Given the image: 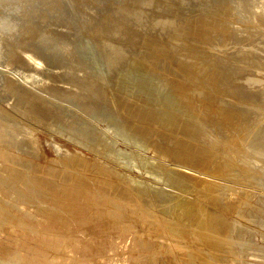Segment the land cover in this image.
I'll return each mask as SVG.
<instances>
[{"label": "rangeland", "instance_id": "374dc122", "mask_svg": "<svg viewBox=\"0 0 264 264\" xmlns=\"http://www.w3.org/2000/svg\"><path fill=\"white\" fill-rule=\"evenodd\" d=\"M127 1L126 0H0V125H4L5 126V123H4L5 119L3 120V117L5 115L6 121H8L10 126L7 127V128L4 127L3 135H4V137H5L4 139L6 141L4 143L7 144V146H6V149H8L7 153H9V156H10V158L12 160L13 166H15V164H16V160H14L15 158L16 159L20 158L22 160L29 159V158H33V159L35 158V160L37 162L43 164L45 155H47L48 158H53V157H56L58 154H66L69 151H75V152L80 153L81 155L89 157L90 156V153H89L90 150L88 149V145L86 146V143H85V142H87V140L82 138V139H78V141H77L78 137L74 133L78 132V133H82L84 135H87L86 136L87 138H88L89 133H90L89 138H91V137L92 138L91 139L88 138L89 140H88L87 144L91 145V144H95V143L97 144V143L101 142L102 144H106L107 143L106 145L108 146L109 149H112L113 147H114L113 150L114 149L115 150H119L120 149L119 151H121V153H122L121 154L122 158L119 159V162L124 167L127 165L126 169L128 170V172L123 170V168H121V169L119 168V170L121 172H123L124 174L126 173L127 177L133 176V177H130L131 179H133V178L138 179V181L143 185V187L148 189V191H149V188L151 186L160 187L161 183H164L163 176L165 174L164 170H166V169H164V167L162 165H160L159 161H156V160L154 161V159H152V157H154L153 156L154 153H151L150 151L147 152L142 147H139L136 144H132L131 138H130L132 134H130V132H128L127 126L125 125V123L122 120V118H118L117 117V115H116V114H118L117 110H115V108L111 104V101H109L107 98L104 101L98 100L97 101L98 103L95 101L96 98H93L94 100L92 99V101L90 102L91 105L95 102L94 104L97 105V108H99L97 110L98 111L97 113H99L100 118L97 119V120L93 119L94 120L93 121L91 117H89L88 115L86 116V114L84 112H82V110L80 108L76 107L75 104L71 103L70 100H67V102H68L67 103L66 99H64L63 97H62V99L61 98H57L56 99L53 96L55 98V99H53L52 96L49 97L48 94H45L43 92L44 96L47 95L45 98H47V97L51 98V101H50V99H48V100L51 103H53V104L51 105V104H49V101H47V104L50 105L49 107L52 106L51 109L52 110H57L56 112H58L60 115L62 113L64 114V115L63 114L61 115V117H63L61 119L62 121L61 120H57L59 118V116L57 117V115H59L57 113V115H56L57 118H54V119L51 120V124L54 126L53 128L52 127L43 126L44 129L45 130L47 129L46 131L49 132L47 134L45 133V131L43 129L37 130V128H35L34 126L31 127V125L28 124V122H27V124H25L23 122H20V120L17 119V115H19L18 114L19 113V106H21V105H19V106L14 105V104L10 105V103L13 100V98H12V96H11V94L9 92L5 93V88L7 89V86H6V78L7 77H6V75L7 76L9 75V76L13 77L15 80H17V82H19L20 79L21 80L24 79L22 81L27 83L28 85H31V84L34 85V83L36 84L38 82L40 83V80H42L41 81L42 83H40V84L43 85V84H46V83L48 84L47 80L49 81V79H50L49 76H51V74H52V76H54V75L56 76V78L60 82V85L61 84L63 85V86L61 85V87H58V86H60L59 83L57 85V87L60 88L61 91H64L66 89V91H68L70 93V95H75L76 92L78 91V89H77V86H75L76 84H74V81H75V83H76V81H83L84 78L86 79V76H87L86 80H92V77H93V74H94L95 76H98L99 78H101L104 82H107L106 83V87L108 89L109 98L112 97V93L113 92L114 93H119V91L121 90V87L123 88V86H125V85L129 86L130 87L129 89H132L133 91L136 92L137 89H140V88L143 87V86H140V88H139V85L143 83V84H145V87L143 88L142 91L145 92L144 95H146L147 101L150 100L149 104L152 102L151 104H153L155 107H158V109H156V110L157 111L159 110V112L155 111V116L158 118V122L162 123L161 126H163V124H166V126L164 127L165 129L170 128V125L172 123V120H171L172 119V115H171V112H170L171 111L170 109H171L172 105L174 106L175 103H177V102H181V103H185V104L187 102H189L190 106H192V107L199 104V105H201V107L198 106L199 108L197 110H195L196 112L199 113L200 119H198V122L203 124V126L206 125L205 129H206V131H208V133L211 132L210 133L211 137H215V139L219 140V143H218L219 145H218L217 149H221V151L223 152L222 156L224 158H226V160H227L226 162L228 163V165H230V164H232V165L229 166L230 167V171H228V172H224L220 168H215L217 170L215 175L218 177V179L211 178V177H205L206 179H208V181L211 182V186L213 188V191L216 192L218 190L217 193H215L216 195H213V199H212V197L210 198V196H208L209 197L208 199H206L205 197H202V198L201 197H199V198L198 197H196V198L194 197L193 198V200L199 201L200 205L202 206V207L200 206L202 208V211L203 210L204 211L208 210L209 213H211L210 216H207V219L210 218L211 220H219V223L223 224V229H222L223 233L224 234L227 233L225 235V239L226 240H225V242H223V241L220 242L221 243L220 245H218L219 244L218 243L217 246H215L216 249H215V247H213L214 252H213L212 249H210V250H212V251H210L209 248L202 247V245L193 246L194 248H196L195 250H197V248L198 249L200 248V249H199V251L198 250L194 251V248L193 249L191 248V250L194 251V252L191 253L192 254L191 257L192 256L193 257L190 258V259L195 261L196 264H229V262L232 259L233 260L235 259V260L234 261L232 260L230 262V264H235V262H236V264H238V263H240V264H242V263L243 264H264V144H263V142H264V137H263L264 136V110H261V109H264V102H263L264 100H262L264 98L263 97L264 96V90H263L264 87L262 85L264 83V81L262 80V79H264V74H263L264 73V58H263L264 55H262V54H264V48H263L264 47V36H262V35H264V30L262 32V29L261 30L259 29V28H262L261 25H263V27H264V7H262V6H264V3L261 2L263 0H251V1L250 0H246V1L245 0L244 1L243 0H230V1L229 0L225 1L224 0L223 2H222V0H215V2H212L214 0H209V1L208 0H176V1L175 0L171 1L170 0L171 2L168 1V0H166V1L165 0H160V1H158V0H134V1L133 0H127ZM218 1L220 3H218ZM228 1H229V3H227ZM143 2H144V4H143ZM159 2H161V4ZM221 3H223L222 6H224V8L221 6ZM224 3H226V4L224 5ZM170 4H171V6L173 8L170 7ZM210 4L211 5H213V4L216 5L217 4L216 6L217 7L219 6V8H217V9H218V11H221V13L217 12L216 7H214L215 5H213V7H214V9H213V7L210 6ZM228 4H231V5H228ZM233 4H235V5H233ZM165 5L167 7H169V8H166ZM228 6H229L230 9L232 7L233 10L232 9L229 10V8H227ZM234 6H235V8H233ZM253 6H254V8H253ZM160 7H162V8H160ZM210 7H212V8H210ZM257 7H259V8H257ZM164 8H165V10H164ZM170 8H171V10H169ZM167 9H168V11H167ZM173 9H174V11H173ZM179 9H180V11H178ZM212 9L214 10V14H213V11H211L212 13L210 12V10H212ZM215 9H216V11H215ZM225 9L227 10V12L225 11ZM85 10H86V12H85ZM181 10H184V11L181 12ZM199 10H201V11H199ZM245 10L247 11L248 14L247 13L245 14V12H244ZM176 11H178V13L181 12L183 15L180 14V13L178 14ZM186 11L187 12L190 11V14L189 13L187 14ZM253 11H255L257 14L256 13L254 14ZM258 11L261 12V13H259ZM173 12H175V13H173ZM183 12H185V13H183ZM215 12H217V13H215ZM223 12H225L224 15H223ZM229 12H231V13H229ZM251 12H253V13H251ZM176 13H177V15H176ZM208 13L210 14V16L213 15L212 16L213 18L210 17V16L208 17V15H209ZM227 13H228V15H226ZM164 14H166V15H164ZM191 14L193 15V18H192L193 20L191 18L189 19V17H188V16L192 17ZM195 14L199 15V17H202V20L204 19V21H202V22H203V24H205V23L207 24V25L205 24V27L209 26V28H207V30L209 32H211L213 30L212 33L215 34V35H213L212 33H210V34L213 35V38L215 37L214 38L215 40L213 39L214 43L211 40L212 36L209 33H207L208 31L206 32L207 35L205 34V37H203L205 40L201 39L200 42H199V40L196 41L197 39H195L192 36L191 32L194 30V26H196V23H195L196 21H194V20H195L196 17H198V16L195 17L194 16ZM220 14H222V15H220ZM132 15H134V16H132ZM170 15L172 17H170ZM216 15H218V17ZM253 15H255V16H253ZM260 16H261V19L259 18ZM244 17L245 18L247 17L249 20L247 18L245 20ZM249 17H252L254 19L251 20ZM187 18L190 21L187 20ZM210 18H212V19H210ZM218 18H220V19H218ZM225 18H227V20ZM257 18H259V19H257ZM213 19H215V21H216V19H218V21L215 22ZM136 20H137V23L135 22ZM219 20L222 21V22H219ZM127 21H129V22H127ZM186 21H189V22H186ZM207 21H209L210 23H208ZM225 21H227V22H225ZM235 21H236L237 24L239 23V21L240 22L242 21L243 23H239L240 27L241 26L242 27L245 26L244 28L246 29V26H247L248 32L250 31V33L254 34V31H252V30H255V35L251 34L253 36V38H252V36L248 37L250 35V33H248L247 30H244V28L240 29L239 24H238V26H236L237 24L235 23ZM244 21H247V22L249 21L251 24L249 22L247 23V22H244ZM105 22H106V25H105ZM133 22H134V24H133ZM151 22H153V23L151 24ZM191 22L193 23V25H192ZM252 22H254V24ZM258 22H260V24ZM99 23H101L100 26H99ZM111 23H113V24H111ZM186 23L187 24L191 23V24H188V25H192V26H188V25H186ZM217 23H218V26L220 27L219 30H218V26H216ZM228 23H230V24H228ZM255 23H258V24H255ZM178 24H179V26H178ZM212 24H213V28H212ZM234 24H236V25H234ZM241 24H243L244 26L241 25ZM252 24H253V26H252ZM104 26H105V28H104ZM143 26H145V27H143ZM224 26H226V28H223ZM126 27H128V28H126ZM177 27L181 28V30L179 28H177ZM185 27H186V30L184 29ZM189 27H190V29H189ZM236 27H238L240 30L238 28H236ZM98 28H100V29H98ZM101 28L103 29V31H102ZM106 28L109 30V32H104V31L107 30ZM222 28H223V31L221 30ZM233 28H234V30H232ZM251 28H252V30H251ZM254 28H256V29H254ZM113 30L115 32H113ZM148 30H149V32H148ZM230 30L233 31V32H231ZM241 30H243V31H241ZM257 30L258 31L260 30L262 33L259 31L261 33L260 34ZM125 31H127V33ZM145 31H146V34H145ZM128 32H130L131 35H134L133 33L135 32L136 36L135 35H134V37L130 36V39L132 37L133 38L130 40L129 37H128L127 41H126L125 38L130 35V33H128ZM152 32H154L155 36H154V34ZM222 32L223 33L225 32V34H223ZM228 32H231V34L228 33ZM241 32H243V33H241ZM93 33H94L95 37L92 36ZM108 33L110 35L114 34L113 36H111L112 38L110 37V35H108ZM189 33H191V34L189 35ZM221 33H222V35H221ZM218 34L221 35L223 37V39H220L222 37L218 36ZM104 35L105 36L107 35V37H105ZM119 35L124 36V37H121ZM141 35H142V37H141ZM156 35L159 36V37H156ZM228 35H229L230 38L228 37ZM232 35H235V36H232ZM147 36L157 39V41H159L163 46L165 45L164 47H166V49L168 50V54H169L168 60L159 59L158 62H157L158 66H157L156 70L155 69L150 70L147 66H146L147 67V69H146L145 65H147V64H145V65L141 64V58L139 60V57L142 54L141 53L142 50H141L140 47L144 44V43L142 44L143 38L147 37ZM188 36L189 37L191 36L190 39H189ZM206 36H208V37H206ZM224 36H226V38H224ZM236 36L239 37V38H236ZM140 37H141V39H138ZM123 38H124V40H122ZM134 38H136V39H134ZM241 38L243 40L244 39L245 40L243 41ZM254 38H258V40L256 39V41H255ZM184 39H185V41H184ZM217 39H219V41ZM236 39H238V41ZM110 40H111L112 43L110 42ZM186 40H188V41L191 40V42L189 41L190 42L189 43ZM216 40L218 42H221V43H216L217 42ZM225 40L226 41L228 40V41L226 42ZM240 40H242V41L239 42ZM130 41L133 42V43L130 44L131 43ZM137 41H139V42H137ZM194 41H196L195 42L196 44L194 43ZM126 42H127V44H126ZM138 43H141L142 45L138 44ZM199 43H200V45H199ZM212 43L214 45L215 44L216 45L213 46ZM225 43H227L228 45L225 44ZM231 43H232L233 46L231 45ZM245 43H247V44H245ZM254 43L255 44L258 43L257 44L258 47H257V45H254ZM118 44H119V46H118ZM238 44H239V46H238ZM30 45H31V47H30ZM188 45H189V48H188ZM204 45H206V46H204ZM209 45H211L213 48H210ZM241 45H242V47H241ZM26 46H27V48H26ZM126 47L127 48L129 47L128 48L129 50ZM195 47H198V48H195ZM202 47H204V48H202ZM225 47L227 49L231 47V49H228L230 52L227 49H225ZM260 47H261V49H259ZM17 48L18 49L21 48L22 50L21 49H19V50L21 52L22 51H24V52L21 53ZM28 48H29V50H28ZM201 48L203 49V51H202ZM206 48H208V49H206ZM235 48L238 51L235 50ZM245 48H246V50H245ZM26 49H27V52H25ZM233 49H234V55H233V53H231V50L233 51ZM208 50L210 52L209 54H213V52H216V51H218L219 53L221 52V53L220 54L219 53H217V54L215 53L213 55L206 56V54L208 55V52H207ZM211 50H212V52H211ZM221 50H224V52H223L224 54L222 53ZM252 50L254 52L255 51L256 52L254 53ZM16 51H19V53H17ZM28 51L31 52V53H29ZM139 51H140V53H139ZM197 51H199V52H197ZM242 51H246L247 55L243 54L245 52H242ZM192 52H194L196 54V56H198V57H196L195 54L192 53ZM239 52H240L239 56L242 54V56L240 58L237 55ZM249 52H250V55H249ZM28 53L31 54V56H33V58L31 59L32 62H28L27 63V61H28L27 60L26 62L24 61V62L11 64L12 62L15 61L12 58L13 55L14 56L16 55L18 57L21 55L20 57H23L24 59H27V55L26 54H28ZM132 53H134V54H132ZM226 53H229L230 55L232 54L231 56L232 57L235 56V57L232 58L231 56H229L227 54V56L230 57V59L225 58V57H227L225 55ZM257 53L259 55H257ZM35 55H37V56H35ZM119 55H120V57H119ZM214 55H216V56L214 57ZM217 55H220L222 57V59H220L221 57H219ZM224 55H225V57H223ZM248 55L250 57H247V59H246V56H248ZM170 56L171 57L173 56L174 58L172 59ZM199 56H201V57L199 58ZM211 56H213L216 59V63L213 64V68H212L211 65H212V63L215 62V59H213ZM38 57H39V59H37ZM137 57H138V59H137ZM206 57H207V59L209 61L207 59H205ZM237 57L239 59H237ZM34 58L36 60H38V61H36ZM197 58L199 60H197ZM224 58L227 59V61L231 60L229 62V65L228 64L225 65V63H228V62ZM252 58H254V59H252ZM204 59L206 60V62H204L205 61ZM210 59H211V61H210ZM217 59L218 60L220 59V61L222 60L221 63L222 62L223 63L221 64L220 61L219 62L217 61ZM223 59L226 62L223 61ZM240 59H242V60H240ZM250 59L252 61H250ZM232 60L233 61L235 60L234 63L232 62ZM243 60L245 62H246V60H248V61H247V63H245ZM260 60H263V61L261 62ZM167 61H168V63H164V62H167ZM236 61H238L240 63L236 64L237 63ZM251 62L252 63L255 62V63L252 64ZM178 63H180L179 65H183V66H185L187 68H190L189 70H191V71L192 70L196 71V73L198 75L200 73L201 76H202L201 77L202 80H205V78H207V75H209V73H211L212 71H216V69H217V71L219 69H221V71H225L226 67L229 69L230 68L229 66H232L229 69V72L232 71L233 75L231 74V72L230 73L227 72L228 69H226L227 71L225 72V74L223 72H220V70H219V72L221 74L223 73L222 75L224 77L222 79V81L224 80V82H222V83H224L223 84L224 86L226 84V87H228V88H226V87H224L223 85L220 84V88L223 89L224 91L222 92L220 90V92L218 94L214 93L213 97L215 98L214 104L216 105V107H218L219 109L221 107L224 110H228V111H231V112L236 114L235 118H234V122H235L234 123V128H232V129L227 128L221 122L222 120L220 118L216 117L217 116L216 111L212 112L209 109V107L204 104V102H205L204 100H206L208 96H212L211 95L212 92H211V90L208 89V87L205 88L206 85H204L203 83H199V81H196V79L188 78L189 80L188 79L186 80L187 81L186 82L187 83L186 86H188V87L181 88V89H183L182 92L175 91V83H173L174 81H173V78H172V74H173V77H174L175 73L173 71H171V70H169L171 75H168V74L166 75L164 73L167 72L168 69H176ZM188 63H189V65H188ZM243 63H245V64H243ZM159 64L161 65V67H159ZM169 64H171V65H169ZM214 65L215 66L216 65H220L221 67L216 66V68H215ZM247 65H249V66H247ZM190 66H192V67H190ZM208 66H209V68H208ZM233 66H234V68H233ZM235 66L236 67L239 66V67L236 68ZM241 66L244 68V70H241V69H243V68H241ZM255 66L257 68H255ZM248 67H250V68H248ZM210 68H211V70H210ZM239 68H241V69H239ZM245 68L246 69L248 68L249 71H247L248 69L246 70ZM121 69H122V71H121ZM206 69H208L210 72H206ZM82 70L83 71L86 70V72L84 71V73H83ZM203 70H205V71H203ZM245 70L247 71L246 73H245ZM80 71L83 74H86V75H83L84 78H81L82 75H81ZM150 71L152 73H150ZM252 71H254V72H252ZM4 72H5V74H4ZM75 72H77V73H75ZM235 72H236V74H238L237 76H235L236 75ZM247 73L250 76H248ZM152 74H154L155 76L152 75ZM157 74H158V76H156ZM228 74H231V75H228ZM146 75H148V76H146ZM261 75H262L263 78L261 77ZM122 76H123V79H122ZM228 76H229V78H228ZM231 76H234V78L231 77ZM254 76H256V77L254 78ZM109 77H111V79H109ZM151 77L154 78V79H158V80H154ZM226 77L228 78L227 80H226ZM257 77H258V79H257ZM43 78H45V81H44ZM46 78H47V80H46ZM78 78H79V80H78ZM133 78H135V79H133ZM241 78H243L244 80L247 79V78L248 79L245 80V82H244V80L241 79ZM159 79H163L165 81L159 80ZM167 79H169V80H167ZM231 79L232 80L235 79V80L229 81ZM26 80L27 81L30 80L29 83ZM191 80H192V82H191ZM238 80H240V81H238ZM22 81H20L18 84H21ZM155 81H156V83H155ZM157 81H158V83H157ZM161 82H163V83H161ZM235 82H236V84L242 82L241 85L244 84L243 86L247 85V86H245L247 92H245V87L243 88V86H242L240 88L238 86V84L235 86ZM117 83H119V84H117ZM170 83H171V85H170ZM107 84H109V85H107ZM150 84L152 85V87H151ZM184 84H185V82H184ZM200 84H202L203 86L200 85ZM227 84L230 85V86H227ZM250 85H251V88L249 87ZM260 85L262 87V90H260L261 89ZM194 86H195V88H194ZM222 86L224 88H222ZM256 86H259V87H256ZM110 87H112V88H110ZM116 87H117V89H116ZM230 87H233V88H230ZM118 88H120V89H118ZM146 88H148V90ZM155 88L157 89V91H156ZM189 88H190L191 91L189 90ZM238 88H240V89H238ZM249 88L250 89L253 88L250 91V93H249ZM193 89H195V90H193ZM233 89H235L237 92L236 91L233 92L234 91ZM241 89H243V90H241ZM257 89H258V91H257ZM115 90L116 91L118 90V92H116ZM192 90L195 93L192 92ZM229 90H230L231 96H230V94L228 95ZM255 90L257 92H259V93H257ZM70 91H72V92H70ZM238 91H240V92L244 91V93L243 92L242 93L244 95L246 93V96L242 95V93H239ZM68 92H66V93L68 94ZM137 92H139V91H137ZM149 92H150V94H149ZM169 92H170V94H169ZM232 92H233V94H232ZM251 92H252V95H251ZM153 93H154V95H153ZM167 93H168V95H167ZM183 93L185 95L187 94L186 95L187 98L185 97V95ZM260 93H261V95H260ZM149 95H151V96H149ZM226 95H228L227 97L229 99L226 98ZM236 95H240V96H236ZM248 95H251L252 97L249 96V98H248ZM173 96L174 97L176 96V97L174 98ZM199 96H201V97H199ZM260 96H262V97L259 98ZM235 97H237V99L239 97H241V98H243V100L240 98V99H238L239 101H237V99ZM176 98H177V100H176ZM111 99H113V97ZM63 100H65V101H63ZM174 100H175V102H174ZM259 100H262V101H260L261 104L259 103ZM155 101H157V102L155 103ZM58 102H60V103H58ZM158 102H159V104H158ZM162 103H164V104L162 105ZM242 103H243V105L246 104L245 105L246 107L245 106H240V105H242ZM105 104H107L108 106H106ZM236 104H237L238 108H237ZM104 107L105 108L107 107V109L104 110ZM257 107H258V109H257ZM109 108H110V110H109ZM259 108H261V109L259 110ZM59 109H61V110L59 111ZM235 109H236V111H235ZM238 109H239V112H238ZM244 109H245V111H244ZM66 110H68V111H66ZM100 110H102L103 112L100 111ZM187 111H190V110L187 109ZM165 112L167 113V116H166ZM252 112H254V113H252ZM247 114H249V116ZM250 114H251V116H250ZM67 115H69V116H67ZM19 116H20V118H24L22 115H19ZM66 116L69 117V118L66 119L67 118ZM253 116H255L254 118H256V117H258V118H256V120L254 121ZM249 118H250V121H249ZM104 119H106V120L103 121ZM201 119H202V121H201ZM246 119H248L249 122ZM252 119H253V121H252ZM65 120H70V123H69V121L65 122ZM165 120H166V122H165ZM52 121H53V123H52ZM71 121H73V122H71ZM62 122H64V123H62ZM67 122H68V124H65ZM72 123H74V124H72ZM75 123H77V124H75ZM240 123L242 125L243 124L244 125L242 126ZM245 123H248V124H245ZM55 125H56V127H55ZM245 125L246 126L249 125V126L246 127ZM207 126H209V129L207 128ZM224 127H225V130H224L225 132L223 131ZM249 127H250L251 130L247 129ZM49 128H51L50 131H49ZM73 128H75L76 130H74ZM86 128H91V130L90 129H86ZM220 128H221V130H220ZM52 129H53V131H52ZM55 129L56 130L58 129L59 132L56 131ZM78 129H82L83 131L81 130V132H80V130H78ZM84 129L87 130V132L89 131V133L85 132ZM99 130H100V132H99ZM60 131L62 132V135L60 134L61 133ZM250 131L251 132L253 131L252 134H251ZM63 132H65V133H63ZM231 132H233V133H231ZM235 132H236V135H234ZM55 133H57L56 136H54ZM237 133H239L240 136L237 135ZM73 134L76 135L75 136L76 138L74 137ZM82 134H81V137H82ZM246 134H247V136H246ZM65 135H66L67 139H66ZM84 135H83V137H84ZM233 135L235 136V139H234ZM47 136L51 137V138H47ZM52 136H54V137L52 138ZM99 136L101 138L102 137L103 138L101 139ZM251 136L253 137V139L251 138ZM35 137H36V139H35ZM245 137H246V139H245ZM105 138H108V139H105ZM239 138H240V140H239ZM256 138H258V139H256ZM72 139L73 140L75 139L74 143H72V141H73ZM171 139L174 141L173 138H171ZM226 139H227V141H226ZM100 140H102V141H100ZM103 140H105V141L103 142ZM205 140L208 141V137L207 136H205V137L203 136L202 137V139L200 141V144L205 145L206 144ZM241 140H242V142H240ZM257 140H261L260 143L262 145L259 144V141H257ZM237 141H239L240 143L237 142ZM247 142H248V144H247ZM79 144L82 145V146H80ZM242 145H243V147H242ZM256 145H258V146H256ZM230 146H231V148H230ZM236 146L239 148V150H238V148ZM246 146H248V147H246ZM55 147H57V149ZM222 149H224L225 151L222 150ZM41 151L44 152V154L41 153ZM232 160H233V162H232ZM235 162H236V166H235ZM169 168H170V170H172V168H175V167L174 166H170ZM160 169L163 170V171H160ZM177 169H180V168H177ZM251 169L254 172L251 171ZM240 171H242V172H240ZM243 171H245V172H243ZM209 172H212V170H209ZM149 173H151V174H149ZM188 173H190V172H188ZM246 173L248 174L247 176L245 175ZM155 174L157 175V178H156ZM195 175H197V174H195ZM232 176H234L235 178L232 177ZM242 178H243V180H242ZM250 178H252V179H250ZM236 180H238V181H236ZM151 181H153V182H151ZM241 182H243V183H241ZM253 183H254V185H253ZM155 184H158V185L155 186ZM223 185H225V187H223ZM229 185H230V187H229ZM226 186H227V188H226ZM235 186H236V188H235ZM218 188H220V189H218ZM223 188L226 189V190H224ZM241 191L243 192V194H242ZM238 193H241V194H238ZM236 194H238V195H236ZM229 195L233 196V197L230 198ZM243 195L245 197H243ZM219 196L221 197L222 200L220 199ZM187 197H189V196H187ZM230 199H233V200H230ZM203 200H205V201H203ZM208 200L209 201L215 200V201H213V204L212 203L209 204ZM229 200L231 202V205H230ZM225 202L227 203V205H226ZM232 204H236V205H232ZM257 204H259V205H257ZM223 205H225L226 207L223 206ZM232 206H234V207H232ZM232 208L233 209L237 208L235 210L236 212L234 210H232ZM0 209L3 210V209H7V208H0ZM212 209L214 211H211ZM223 210H224V212H222ZM216 211H218V212L216 213ZM238 211H240L241 213L238 212ZM7 213H12V214L15 215V212L10 210V209L7 210ZM212 214H213V216H212ZM232 214H234V215H232ZM253 214H254V216H253ZM237 215L239 216V218H238ZM217 216H218V218H217ZM223 217H225V218H223ZM219 218L221 219V221H220ZM243 218H244V220H243ZM246 220H248V221H246ZM13 222L15 223V221H13ZM227 222H229V223L227 224ZM231 222H232V224H231ZM101 223H102V228H101L100 232H101V235H102V234H105V231H103V225H106L109 222H105V224L103 222H101ZM229 225H231V226H229ZM89 226H90L89 228H92L94 225L90 224ZM254 229H256V231ZM82 230H84V233L86 232L85 229H82ZM229 230H231V231H229ZM244 230H246V232ZM240 231H241V233H243V232L244 233L241 235V233H239ZM95 234H97V232ZM231 234H232V236H230ZM73 235L78 238L79 235H81V234H80V232L75 233V231H74ZM88 236H90V235H88ZM93 237H94V234L91 235L89 238H93ZM231 237H232V239H231ZM238 239L243 241V242L239 241L240 243H238L237 242ZM81 240L82 239L79 238L77 243L78 242L81 243ZM250 240H251V242H249ZM232 243H234V244H232ZM219 246H221V248ZM225 246H227V247H225ZM229 247H232V248H229ZM233 247H234V249H233ZM224 248H225V250L227 249L230 252L234 251L235 254H234V252H232V253H229V255H228L229 251L228 252L225 251V253H223L224 250H222V249H224ZM201 250H202V252H201ZM220 250H222V251H220ZM198 252H199V254H201V256L198 255ZM216 252H219V253L221 252V253L220 254H218V253L216 254ZM212 253L213 254L215 253L214 255H216V256H214ZM237 253H238V257H237ZM239 253H240V255H239ZM210 255H212V256H210ZM221 255H223V256H221ZM227 255H228L229 258L232 256V259L229 260ZM241 255H243V256H241ZM202 256H203V258H202ZM176 258H177V260L174 259L175 261H179L180 260L179 261L180 264H186L185 260L180 259L182 257L177 256ZM204 258H207V260H204ZM220 258H222V259L220 260ZM73 259L74 258L69 259L68 257H66V264H68L69 260L73 261ZM185 259H188V258L185 257ZM237 260H238V262H237ZM13 264H23V263H20L19 261H17V262H14Z\"/></svg>", "mask_w": 264, "mask_h": 264}, {"label": "bare ground", "instance_id": "6f19581e", "mask_svg": "<svg viewBox=\"0 0 264 264\" xmlns=\"http://www.w3.org/2000/svg\"><path fill=\"white\" fill-rule=\"evenodd\" d=\"M158 1H160V0H158ZM168 1H170V0H168ZM223 1L224 0H222V2ZM229 1L227 3H229ZM263 1H261V2L264 3ZM212 2H215V0L212 1ZM159 3L161 4V2H159ZM218 3H220V2L218 1ZM143 4H144V2H143ZM222 4L223 3H221V6H222ZM225 4L226 3H224V5ZM213 5H215V4H213ZM213 5L210 4V6H212V7H213ZM216 5L214 7H216V9L219 8V6L217 7ZM228 5H231V4H228ZM233 5H235V4H233ZM165 7L169 8L166 5H165ZM170 7H172L171 4H170ZM212 7H210V8H212ZM214 7H213V9H214ZM222 7L224 8V6H222ZM262 7H264V6H262ZM160 8H162V7H160ZM227 8H229V6ZM233 8H235V6ZM253 8H254V6H253ZM257 8H259V7H257ZM213 9L210 10V12L213 11V14H214V10ZM216 9H215V11H216ZM231 9H232V7H231ZM231 9L229 8V10H231ZM164 10H165V8H164ZM169 10H171V8ZM167 11H168V9H167ZM173 11H174V9H173ZM178 11H180V9ZM178 11H176V12L178 13ZM182 11H184V10H181V12ZM199 11H201V10H199ZM225 11L227 12L226 9H225ZM85 12H86V10H85ZM181 12H179V13L182 14ZM217 12L221 13V11H218V9H217ZM217 12H215V13H217ZM244 12H245V14L247 13L246 10ZM253 12H254V14L256 13L255 11H253ZM253 12H251V13H253ZM173 13H175V12H173ZM177 13H176V15H177ZM183 13H185V12H183ZM188 13L190 14V11L187 12V14ZM224 13L225 12H223V15H224ZM229 13H231V12H229ZM259 13H261V12H259ZM164 15H166V14H164ZM218 15H216V16L218 17ZM220 15H222V14H220ZM226 15H228V13ZM132 16H134V15H132ZM194 16L195 17L198 16V17H196L195 20H194V21H196L195 22L196 26H194V30L191 33H192V36L195 39H197L196 41L199 40V42H200L201 39H204L203 37H205V34L206 35H207V33L210 34V33L213 32V30L211 31L209 29L211 31V32H209L207 30V28H209V26L205 27L206 23L203 24V22H202V21H204V19L202 20V17H199V15H197V14H195ZM209 16H210V14L208 15V17ZM212 16H210V17H212ZM253 16H255V15H253ZM170 17H172V16L170 15ZM188 17H189V19L190 18L192 19L193 15H192V17H190V16H188ZM212 18H210V19H212ZM246 18H245V20H246ZM249 18L251 20L254 19L252 17H249ZM259 18L261 19V16ZM259 18H257V19H259ZM189 19L187 18V20H189ZM218 19H220V18H218ZM218 19H216V21H215V19H213V20L215 22H217ZM225 19L227 20V18H225ZM189 21H186V22H189ZM127 22H129V21H127ZM135 22L137 23V20ZM207 22L210 23L209 21H207ZM219 22H222V21L219 20ZM225 22H227V21H225ZM244 22H247V21H244ZM152 23L153 22H151V24ZM191 23H188V24H191ZM218 23L216 24V26H218ZM235 23H236V21H235ZM239 23H243V22L239 21ZM252 23L254 24V22H252ZM258 23L260 24V22H258ZM258 23H255V24H258ZM100 24L101 23H99V26H100ZM111 24H113V23H111ZM133 24H134V22H133ZM188 24L186 23V25H188ZM228 24H230V23H228ZM236 24H234V25H236ZM238 24L236 26H238ZM253 24H252V26H253ZM105 25H106V22H105ZM192 25H193V23H192ZM192 25H188V26H192ZM241 25H243V24H241ZM178 26H179V24H178ZM261 26H262V28H259V29L260 30L262 29V32H263L264 27H263V25H261ZM143 27H145V26H143ZM239 27H240V24H239ZM244 27L241 26L240 29L244 28ZM104 28H105V26H104ZM126 28H128V27H126ZM177 28H179V27H177ZM212 28H213V24H212ZM219 28L220 27L218 26V30H219ZM223 28H226V26H224ZM223 28L221 29L222 31H223ZM236 28H238V27H236ZM98 29H100V28H98ZM179 29L181 30V28H179ZM184 29L186 30V27ZM189 29H190V27H189ZM254 29H256V28H254ZM149 30H148V32H149ZM232 30H234V28ZM244 30H247V32H248L247 26H246V29L244 28ZM251 30H252V28H251ZM102 31H103V29H102ZM127 31H125V32L127 33ZM241 31H243V30H241ZM252 31H254V34L250 33V31H249L248 33H250V35L248 34L249 35V36L247 35L248 37H251L252 36L251 34L255 35V30H252ZM104 32H109V30L107 29ZM113 32H115V31L113 30ZM135 32L133 33L134 35H135ZM231 32H233V31H231ZM231 32H228V33L231 34ZM128 33H130V32H128ZM152 33L154 34V32H152ZM191 33H189V35ZM222 33H221V35H222ZM241 33H243V32H241ZM145 34H146V31H145ZM212 34H210V35L212 36L211 40L213 41V39L215 38V37L213 38V35H215V34H213V35ZM223 34H225V32ZM108 35H110V34L108 33ZM113 35L114 34H111L110 37L113 36ZM134 35H131V33H130L129 36L126 35L127 36V37L125 36L126 37L125 38L126 41H127L128 37L130 39V36L134 37ZM157 35H156V37H159ZM221 35L218 34V36H221ZM92 36H94V33H93ZM119 36H121V35H119ZM154 36H155V34H154ZM208 36H206V37H208ZM232 36H235V35H232ZM262 36H264V35H262ZM105 37H107V35ZM121 37H124V36H121ZM141 37H142V35H141ZM141 37L138 38V39H141ZM190 37H189V39H190ZM228 37H229V35H228ZM224 38H226V36H224ZM236 38H239V37L236 36ZM252 38H253V36H252ZM134 39H136V38H134ZM220 39H223V37L220 38ZM254 39H255V41H256V39L258 40V38H254ZM122 40H124V38ZM217 40L219 41V39H217ZM236 40L238 41V39H236ZM242 40H240L239 42H241ZM139 41H137V42H139ZM184 41H185V39H184ZM186 41H188V40H186ZM189 41L191 42V40H189ZM196 41H194V43ZM218 41L216 43H221V42H218ZM110 42H111V40H110ZM132 43L133 42H131L130 44H132ZM213 43H214V41H213ZM126 44H127V42H126ZM138 44H141V43H138ZM142 44H141L142 46L140 47L141 50H142V52H141L142 54L141 55L139 54L140 55L139 60L141 58V64H144V65L147 64V65H145V67L147 66L150 70H153V69L156 70V68L158 66L157 62H158L159 59L168 60V58H169L168 57L169 56L168 50L166 49V47H164L165 45L163 46L159 41H157V39L147 36V37L143 38ZM225 44H227V43H225ZM245 44H247V43H245ZM257 44L254 43V45H257ZM189 45H188V48H189ZM199 45H200V43H199ZM211 45H209V47L213 48ZM215 45L213 44V46H215ZM231 45H232V43H231ZM118 46H119V44H118ZM204 46H206V45H204ZM238 46H239V44H238ZM30 47H31V45H30ZM226 47H225V49H227ZM241 47H242V45H241ZM257 47H258V45H257ZM26 48H27V46H26ZM195 48H198V47H195ZM202 48H204V47H202ZM236 48H235V50H237ZM19 49H21V48H19ZM206 49H208V48H206ZM228 49H231V47L228 48ZM259 49H261V47ZM28 50H29V48H28ZM245 50H246V48H245ZM19 51H16V52L19 53ZM202 51H203V49H202ZM221 51H222V53L224 52V50H221ZM22 52H24V51H22ZM25 52H27V49L25 50ZM197 52H199V51H197ZM207 52H208V55L206 54V56L213 55L215 53L216 54L219 53L218 51H216V52H213V54H209L210 53L209 50ZM211 52H212V50H211ZM242 52H245L243 54H246V51H242ZM29 53H31V52H29ZM29 53L26 54L27 55V59H24L23 57H20L22 54L19 57L16 56V55L15 56L13 55L12 58L15 61L12 62L11 64L24 62V61L26 62L27 60H28L27 63L28 62H32L31 59L33 58V56H31V54H29ZM139 53H140V51H139ZM192 53H194V52H192ZM231 53H233V55H234V49H233V51L231 50ZM132 54H134V53H132ZM227 54L229 56L232 55V54L230 55L229 53H226L225 55L227 56ZM239 54H240V52L237 55L239 56ZM225 55L223 57H225ZM249 55H250V52H249ZM249 55L246 56V59H247V57H250ZM257 55H259V54L257 53ZM262 55H264V54H262ZM35 56H37V55H35ZM195 56H196V54H195ZM215 56L216 55H214V57ZM217 56L221 57L220 55H217ZM241 56H242V54L239 56V58ZM119 57H120V55H119ZM196 57H198V56H196ZM200 57L201 56H199V58ZM211 57L213 59H215L213 56H211ZM234 57H232V58H234ZM171 58L173 59L174 57L172 56ZM225 58L230 59V57H228V56L225 57ZM239 58L237 57V59H239ZM37 59H39V57ZM137 59H138V57H137ZM205 59H207V57ZM220 59H222V57ZM220 59L219 60L217 59V61L219 62ZM224 59H223V61H225V60L227 61V59H225V60ZM252 59H254V58H252ZM197 60H199V59L197 58ZM240 60H242V59H240ZM36 61H38V60H36ZM210 61H211V59H210ZM221 61H220V63H221ZM230 61L228 60L227 61L228 63H225V65L226 64L229 65ZM234 61L232 60L233 63H234ZM247 61L248 60H246V62L245 61L244 62L247 63ZM250 61H252V60L250 59ZM260 61L262 62L263 60H260ZM204 62H206V60ZM236 62H237L236 64L240 63L238 61H236ZM164 63H168V61L164 62ZM215 63H216V59H215V62L212 63V65H211L212 68H213V64H215ZM245 63H243V64H245ZM253 63H255V62H253ZM179 64L180 63L177 64V68L176 69H168V71L164 73L166 75L167 74L171 75L169 70H171V71H173L175 73L174 77H173V74H172V78H173V81H174L173 83H175V91L182 92L183 89H181V88L188 87V86H186V84H187L186 80L188 78L196 79V81H199V83H203L204 85H206L205 88L208 87V89L211 90V92H212V94H211L212 96H208L207 99L204 100L205 101L204 104L206 106H208L209 109L212 112L216 111V114H217L216 117L220 118L222 120L221 122L227 128H230V129L234 128V123H235L234 122V118H235L236 114L231 112V111L224 110L221 107H220V109L218 107H216V105L214 104L215 98L213 97L214 93L218 94L220 92V90L222 92L224 91L223 89L220 88V84L221 85L224 84V83H222V82H224V80L222 81V79L224 78L222 74L223 73L225 74V72L227 71L226 69H228V68L226 67L225 71H221V69L218 68L220 70V72H223L222 74L219 72V70L217 71V69H216V71H212L211 73H209V75L206 74L207 78L204 77L205 80H202V78H201L202 76H201L200 73L198 75L196 73V71H194V70L191 71V70H189L190 68H187V67H185L183 65H179ZM169 65H171V64H169ZM188 65H189V63H188ZM192 66H190V67H192ZM216 66L221 67L220 65H216ZM216 66H215V68H216ZM247 66H249V65H247ZM147 67H146V69H147ZM159 67H161L160 64H159ZM229 67L231 68L232 66H229ZM238 67H236V68H238ZM208 68H209V66H208ZM233 68H234V66H233ZM241 68H243V67L241 66ZM241 68H239V69H241ZM248 68H250V67H248ZM255 68H257V67L255 66ZM229 69H228L227 72H229ZM210 70H211V68H210ZM241 70H244V68L241 69ZM246 70H245V73L247 71H249V69L247 71ZM84 71L86 72V70H84ZM84 71H83V73H84ZM121 71H122V69H121ZM203 71H205V70H203ZM206 72H210V71L208 69H206ZM230 72L232 74V71H230ZM252 72H254V71H252ZM75 73H77V72H75ZM83 73L81 72V75H82L81 78H84L83 75H86V74H83ZM150 73H152V72L150 71ZM4 74H5V72H4ZM231 74H228V75H231ZM235 74H236V72H235ZM152 75H154V74H152ZM237 75L238 74H236L235 76H237ZM247 75H248V73H247ZM54 76H52V74H51V76H49V78H50L49 81L46 78L48 84L46 83V84L42 85V84H40V83H42L41 82L42 80H40V83L38 82L36 84L34 83V85H32V84L28 85L27 83L22 81L24 79L21 80L19 78L20 81H22V82H21V84H18L20 81L17 82V80H15L13 77H11L9 75L8 76L6 75V77H7L6 78L7 89L5 88V93L9 92L11 94L12 98H13L12 102L10 103V105L14 104V105H17V106H19V105L22 106V107L19 106V113L18 114L22 115L24 118H20V116L17 115V119L20 120V122H23L25 124H27V122H28V124H30L31 127L34 126L35 128H37V130L43 129L45 131V133L47 134L49 132H47L46 131L47 129L45 130L43 126L52 127L53 128L54 126L51 124V120L54 119V118H57L58 116H59L60 119L58 118L57 120H61L63 118V117H61V115L63 113L60 115L58 112H56L57 110H52L51 109L52 106L49 107L50 106L49 104L52 105L53 103L50 102L51 98H48V97L45 98L47 95L44 96L43 92L45 94H48L49 97L50 96H52V97L54 96L56 99L57 98H61L62 99V97H63L64 99H66V102H67V100H70L71 103L75 104L76 107L80 108L82 110V112H84L86 114V116L88 115L89 117H91L92 120L93 119L97 120V119L100 118L99 113H97L98 112L97 110L99 108H97V105L94 104L95 102L94 103L92 102L93 103L92 105L90 103L92 101V99L96 98L95 101L97 102L98 100L104 101L107 98L109 101H111V104L115 108V110H117L118 114L115 113L117 115V117L118 118H122V120L124 121L125 125L127 126L128 132H130V134H132L131 137H130L132 144H136L137 146L142 147L147 152L150 151L151 153H154V155H153L154 157H152V159H154V161L155 160L159 161L160 165H162L164 167V169H166V170H164L165 174L163 176L164 183H161L162 187L161 186L160 187L156 186L159 183L155 184L156 187L151 186L149 188V191H148V189L143 187V185L138 181V179H135V178L131 179L130 177H133V176L127 177L126 173L124 174L123 172H121L119 170V168L120 169L123 168V170L128 172V170L126 169L127 165L124 167L119 162V159L122 158L121 157L122 153H121V151H119L120 149L119 150H115V149L113 150L114 147L112 149H109L108 146L106 145L107 143L106 144H102L101 142L97 143V144L96 143L95 144H91V145L87 144L88 140L91 139L92 137L89 138L90 133H89V131L87 132V130H85V129H84L85 132L89 133V136H88L89 139L86 137L87 135H84L82 133H78L77 132L78 130H80V132H81L82 129H78L76 131L77 133H74V134H76L77 137H78L77 141H78V139H82V138L87 140V142H85V143H86V146L88 145V149L90 150L89 151V153H90L89 157L81 155L80 153L75 152V151H69L66 154H58L56 157H53V158H48L47 155H45L43 164L37 162L35 160V158L34 159L33 158H29V159H25V160H22L20 158L19 159L15 158L14 160H16V164H15V166H13L12 160H11V158L9 156V153H7V151H8V149H6L7 144L4 143V142H6L5 139H4L5 137L3 135L4 127L7 128V127L10 126L8 121H6V117L4 115L3 120L5 119V122H4L5 126L4 125H0V208H7V209H3V210L0 209V264H13L14 262H17V261H19L20 263H23V264H66V257H68L69 259L74 258L73 261L69 260L68 264H180V262H179L180 260L179 261H175V260H177V258H176L177 256L182 257L180 259L185 260L186 264H196L195 261L190 259V258L193 257V256L191 257V255H192L191 253L194 252V251H197V250L199 251L200 248L199 249L197 248V250H195L196 248H194L193 246L202 245V247L209 248V250L210 249L213 250V247L217 246L218 243H219L218 245H220L221 244L220 242H222V241L225 242V240H226L225 239V235L227 233L226 234L223 233V230H222L223 229V224L219 223V220H211L210 218L207 219V216H210L211 213H209L208 210L207 211L206 210L202 211V208H201L202 206L200 205L199 201L193 200L194 197L195 198L196 197H198V198L199 197H201V198L205 197L206 199H208L209 198L208 196H210V198L212 197V199H213V195H216L215 193H217L218 190L217 191L215 190L216 192H214L213 188L211 186V182L208 181V179H206L205 177H211V178L218 179V177L215 175V173L217 171L215 168H220L222 171L228 172V171H230V167L229 166L232 165V164L228 165V163L226 162L227 161L226 158H224L222 156L223 152L221 151V149H217L218 145H219L218 144L219 140L215 139V137H211V135H210L211 132L208 133V131H206V129H205L206 125L203 126V124L198 122V119H200V117H199V113L196 112L195 110H197L199 108L198 106L201 107V105L198 104V105H195V106L192 107V106H190L189 102H187L186 104L185 103H181V102L175 103V105L174 106L172 105V107L170 109L171 110L170 112H171V115H172V119H171L172 123L170 125V128L165 129L164 127L166 126V124H163V126H161L162 123L158 122V118L155 116V111H157L156 109H158V107H155L153 104H151L152 102L149 104L150 100L147 101L146 95H144L145 92L142 91L143 88L145 87V84H143V83L142 84L139 83L140 84L139 88H140V86H143V87L140 88V89H137L136 92L133 91L132 89H129L130 88L129 86L125 85V86H123V88L121 87V90L119 91V93H114L113 92L112 93L113 99H111L112 97L109 98L108 89L106 87V83L107 82H104L101 78H99L98 76H95L94 74H93L92 80H86L87 79V76H86V79L84 78L83 81H76V83L74 81V84H76L75 86H77V89H78V91L76 90L78 93L76 92L75 95H70V93L68 91H66V89L64 91H61V89L58 88V87H61L62 84L60 85V82L58 81L56 76L55 77ZM146 76H148V75H146ZM156 76H158V74ZM248 76H250V75H248ZM231 77L234 78V76H231ZM255 77L256 76H254V78ZM261 77H262V75H261ZM228 78H229V76H228ZM228 78L226 77V80ZM43 79L45 81V78H43ZM109 79H111V77H109ZM122 79H123V76H122ZM133 79H135V78H133ZM152 79H154V78H152ZM163 79H159V80H163ZM241 79H243V78H241ZM247 79H245V80H247ZM257 79H258V77H257ZM78 80H79V78H78ZM154 80H158V79H154ZM167 80H169V79H167ZM233 80H235V79H233ZM233 80L231 79L229 81H233ZM245 80H244V82H245ZM262 80L264 81V79H262ZM29 81H27V82L29 83ZM163 81H165V80H163ZM238 81H240V80H238ZM184 82H185V84H184ZM191 82H192V80H191ZM242 82L241 83H237L240 88L244 85V84L241 85ZM58 83H59L60 86L57 87ZM155 83H156V81H155ZM157 83H158V81H157ZM161 83H163V82H161ZM117 84H119V83H117ZM237 84L235 82V86ZM107 85H109V84H107ZM170 85H171V83H170ZM200 85H202V84H200ZM251 85L249 86L250 88H251ZM262 85L264 87V83ZM223 86H222V88L226 87V84H225L224 87ZM227 86H230V85L227 84ZM245 86H247V85H245ZM245 86H243V88ZM117 87H116V89H117ZM151 87H152V85H151ZM256 87H259V86H256ZM260 87H261V85H260ZM110 88H112V87H110ZM194 88H195V86H194ZM226 88H228V87H226ZM230 88H233V87H230ZM240 88H238V89H240ZM250 88H249V93L253 89V88L252 89H250ZM118 89H120V88H118ZM146 89L148 90V88H146ZM157 89H156V91H157ZM189 90H190V88H189ZM193 90H195V89H193ZM193 90H192V92H194ZM233 90H234L233 92L236 91L235 89H233ZM241 90H243V89H241ZM260 90H262V87H261ZM137 91H139V92H137ZM257 91H258V89H257ZM66 92H68V94ZM70 92H72V91H70ZM116 92H118V90ZM233 92H232V94H233ZM238 92L239 93H242V92L244 93V91H242V92L238 91ZM245 92H247L246 91V87H245ZM243 93H242V95H244ZM257 93H259V92H257ZM149 94H150V92H149ZM169 94H170V92H169ZM229 94H230V90L228 92V95ZM153 95H154V93H153ZM167 95H168V93H167ZM186 95H185V97H186ZM228 95H226V98H228L227 97ZM251 95H252V92H251ZM251 95H248V98ZM260 95H261V93H260ZM149 96H151V95H149ZM230 96H231V94H230ZM236 96H240V95H236ZM244 96H246V93H245ZM54 97H53V99H55ZM199 97H201V96H199ZM241 97H239L238 99H240ZM261 97L262 96H260L259 98H261ZM235 98L237 99V97H235ZM48 99H50V101ZM238 99H237V101H239ZM241 99L243 100V98H241ZM176 100H177V98H176ZM262 100H264V98ZM262 100H259V103ZM47 101H49V104H47ZM63 101H65V100H63ZM156 102L157 101H155V103ZM174 102H175V100H174ZM58 103H60V102H58ZM158 104H159V102H158ZM163 104L164 103H162V105ZM105 105L108 106L107 104H105ZM245 105H243V103H242V105H240V106H245ZM236 106H237V104H236ZM237 108H238V106H237ZM106 109H107V107L106 108L104 107V110H106ZM187 109H189L190 111H187ZM257 109H258V107H257ZM260 109L261 108H259V110ZM60 110L61 109H59V111ZM109 110H110V108H109ZM261 110H264V109H261ZM66 111H68V110H66ZM100 111H102V110H100ZM235 111H236V109H235ZM244 111H245V109H244ZM157 112H159V110ZM238 112H239V109H238ZM57 113L59 115H57ZM252 113H254V112H252ZM56 115H57V117H56ZM247 115L249 116V114H247ZM67 116H69V115H67ZM166 116H167V113H166ZM250 116H251V114H250ZM254 117L255 116H253V119L255 121L256 118H258V117H256V118H254ZM68 118L69 117H67L66 119H68ZM253 119H252V121H253ZM105 120L106 119H104L103 121H105ZM246 120L248 121V119H246ZM53 121H52V123H53ZM66 121H69V123H70V120H65V122ZM201 121H202V119H201ZM249 121H250V118H249ZM71 122H73V121H71ZM165 122H166V120H165ZM62 123H64V122H62ZM65 124H68V122L65 123ZM72 124H74V123H72ZM75 124H77V123H75ZM245 124H248V123H245ZM247 126H249V125H247ZM55 127H56V125H55ZM207 128L209 129V126H207ZM50 129L51 128H49V131H50ZM58 129L57 130L55 129V130L58 131ZM73 129L76 130L75 128H73ZM86 129H90L91 130V128H86ZM247 129H250V127L247 128ZM220 130H221V128H220ZM224 130H225V127L223 128V131ZM52 131H53V129H52ZM99 132H100V130H99ZM252 132H251V134H252ZM57 133H55L54 136H56ZM63 133H65V132H63ZM231 133H233V132H231ZM60 134L62 135V132ZM81 134H82V137H81ZM247 134H246V136H247ZM76 135H74V137ZM83 135H84V137H83ZM234 135H236V132H235ZM237 135H239V133H237ZM54 136H52V138ZM203 136L204 137L205 136L208 137V141L205 140L206 141L205 145L200 144V141H201ZM65 137H66V135H65ZM47 138H51V137L47 136ZM171 138H173L174 141ZM251 138L253 139L252 136H251ZM35 139H36V137H35ZM66 139H67V137H66ZM105 139H108V138H105ZM234 139H235V136H234ZM245 139H246V137H245ZM256 139H258V138H256ZM74 140L72 141V143H74ZM239 140H240V138H239ZM100 141H102V140H100ZM104 141L105 140H103V142ZM226 141H227V139H226ZM257 141H259V144H261L260 143L261 140H257ZM237 142H239V141H237ZM240 142H242V140ZM247 144H248V142H247ZM263 144H264V142H263ZM80 146H82V145H80ZM256 146H258V145H256ZM242 147H243V145H242ZM246 147H248V146H246ZM55 148L57 149V147H55ZM230 148H231V146H230ZM222 150H224V149H222ZM238 150H239V148H238ZM41 153L44 154V152H42V151H41ZM232 162H233V160H232ZM170 166H174L175 168H172V170H170V168H169ZM235 166H236V162H235ZM177 168H180V169H177ZM209 170H212V172H209ZM160 171H163V170L160 169ZM187 171L190 172V173H188ZM251 171H253V170L251 169ZM240 172H242V171H240ZM243 172H245V171H243ZM194 173L197 174V175H195ZM149 174H151V173H149ZM245 175L247 176L248 174L246 173ZM155 176L157 178L156 174H155ZM232 177H234V176H232ZM250 179H252V178H250ZM242 180H243V178H242ZM236 181H238V180H236ZM151 182H153V181H151ZM241 183H243V182H241ZM253 185H254V183H253ZM223 187H225V185H223ZM229 187H230V185H229ZM226 188H227V186H226ZM235 188H236V186H235ZM218 189H220V188H218ZM224 190H226V189H224ZM238 194H241V193H238ZM238 194H236V195H238ZM242 194H243V192H242ZM187 196H189L190 198L187 197ZM231 197H233V196H230V198ZM243 197H245V196L243 195ZM220 199H221V197H220ZM215 200H213V201H215ZM230 200H233V199H230ZM230 200H229V202H230ZM203 201H205V200H203ZM213 201H209V204L210 203L213 204ZM226 205H227V203H226ZM230 205H231V202H230ZM232 205H236V204H232ZM257 205H259V204H257ZM223 206H225V205H223ZM232 207H234V206H232ZM9 209L14 211L15 215L12 214V213H7V210H9ZM236 209L232 208V210H234V211ZM211 211H214V210L212 209ZM217 212L218 211H216V213ZM222 212H224V210ZM238 212H240V211H238ZM234 214H232V215H234ZM212 216H213V214H212ZM253 216H254V214H253ZM217 218H218V216H217ZM223 218H225V217H223ZM238 218H239V216H238ZM243 220H244V218H243ZM13 221H15V223ZM220 221H221V219H220ZM246 221H248V220H246ZM101 222H103L104 224H105V222H109L108 224L103 225V231H105V234H102V235H101V232H100V230L102 228V223ZM228 223L229 222H227V224ZM90 224H92L94 226L92 228H89ZM231 224H232V222H231ZM229 226H231V225H229ZM82 229H85L86 232L84 233V230H82ZM254 230L256 231V229H254ZM72 231L73 232L75 231V233L80 232L81 235H79V237L77 238L76 236L73 235ZM229 231H231V230H229ZM244 231L246 232V230H244ZM96 232H97V234H95ZM239 233H241V231ZM243 233H241V235ZM93 234H94V237L93 238H89ZM88 235H90V236H88ZM230 236H232V234ZM79 238L82 239L81 243L80 242L77 243ZM231 239H232V237H231ZM251 240L249 242H251ZM239 241H241V240L238 239L237 242L240 243ZM241 242H243V241H241ZM234 243H232V244H234ZM219 247L221 248V246H219ZM225 247H227V246H225ZM191 248L192 249L194 248V251H192ZM229 248H232V247H229ZM215 249H216V247H215ZM233 249H234V247H233ZM212 250H210V251H212ZM222 250H224L223 253H225V251H227V252L229 251L227 249L225 250V248L222 249ZM222 250H220V251H222ZM201 252H202V250H201ZM213 252H214V250H213ZM232 252H234V251H232ZM232 252L229 251L228 255H229V253H232ZM217 253L220 254L221 252L220 253L216 252V254ZM234 254H235V252H234ZM198 255L201 256V254H199V252H198ZM223 255H221V256H223ZM228 255H227V257H228ZM239 255H240V253H239ZM210 256H212V255H210ZM214 256H216V255H214ZM241 256H243V255H241ZM185 257H187L189 260L185 259ZM237 257H238V253H237ZM202 258H203V256H202ZM221 259L222 258H220V260ZM230 259H232V256L229 258V260ZM204 260H207V258H204ZM230 262H229V264H230ZM237 262H238V260H237ZM235 264H236V262H235ZM238 264H240V263H238Z\"/></svg>", "mask_w": 264, "mask_h": 264}]
</instances>
